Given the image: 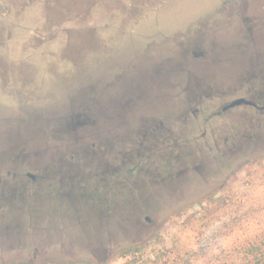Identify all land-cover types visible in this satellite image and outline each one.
I'll use <instances>...</instances> for the list:
<instances>
[{
  "label": "water",
  "instance_id": "1",
  "mask_svg": "<svg viewBox=\"0 0 264 264\" xmlns=\"http://www.w3.org/2000/svg\"><path fill=\"white\" fill-rule=\"evenodd\" d=\"M262 1L226 0L220 7H212L214 9H210L209 13L205 14L208 10L194 14L192 21L171 29H165L163 25L151 27V17L157 20L160 16L156 11L168 5H159L157 10L143 8L129 12L116 8L114 14H111L110 8L102 7L100 13L69 12L63 20L60 15H52L53 19L56 18L54 25L60 26L58 32L53 31L49 23L43 22L42 13L35 7L27 11L25 19H22L23 16L17 19L15 15L6 20L0 27V169L20 165L47 168L55 162L65 163L64 158L68 154L90 152L92 143L112 145L146 134L152 127L175 117L177 113H183L189 100H198L212 92L262 77ZM256 3H260L261 9H255ZM69 9L75 11L71 6ZM101 14L110 18L108 23L112 29L104 35L98 29V18H103ZM219 27L233 28L234 40L231 44L215 45L214 36L210 35L214 28ZM129 29H132L131 32ZM202 31L207 32L206 39L200 36ZM44 33L47 35L44 36ZM85 37L96 44L91 50H83L82 59L73 61L68 47L73 43L81 44ZM125 48L128 52H124ZM176 51H180V55L173 57ZM126 54L132 61H153L149 64L153 73L162 67L167 71L162 72L164 76H159L161 82H156L155 88L147 86L146 92L151 94L145 97L141 94L143 104L149 101L155 106L145 117L139 113L132 127L127 122L134 115V101L132 106L128 103L126 107L120 105L123 101L117 109L106 112L99 106V90L105 85L103 76L111 66L109 63ZM242 58H245V65L241 64L236 71H227L229 64L240 65ZM254 59L257 61L254 62ZM165 60L170 63L158 64ZM89 65L94 66L93 72L88 69ZM145 66L139 61L131 69L138 68L137 75H140V69ZM218 66L224 67L221 69ZM215 68L221 72L215 71ZM222 73L226 77H222ZM230 73L235 75L230 78ZM149 80L150 77L146 81ZM109 85L110 81H107ZM136 86L142 85L122 83L124 89ZM102 124L104 127H101ZM39 145L44 147L39 148ZM147 201L146 198L145 211ZM86 208L96 212L94 206L86 205ZM39 211L38 206L33 208L30 219L26 211L11 208L4 215L5 219H0V244L4 246L0 250V262L10 257H26L36 263L38 249L34 247L29 251L26 246L35 242L36 238L49 239L53 234V225L65 227L64 231L69 229L62 223L67 224L68 217L59 214L58 210L49 213ZM138 213L141 215L142 212ZM139 215L133 217L138 218ZM133 217L124 218L132 220ZM94 218L100 225L104 223L99 214L95 213ZM43 220L47 222L43 223ZM22 224L32 225L24 231ZM47 250L54 252L53 247Z\"/></svg>",
  "mask_w": 264,
  "mask_h": 264
},
{
  "label": "rangeland",
  "instance_id": "2",
  "mask_svg": "<svg viewBox=\"0 0 264 264\" xmlns=\"http://www.w3.org/2000/svg\"><path fill=\"white\" fill-rule=\"evenodd\" d=\"M223 1L226 0H0V27L6 20L8 21V19L16 16L17 19L21 16H23L22 19H25L27 11L32 7L38 9L43 18L51 15L45 18L46 21L43 18L42 20L44 23H49L53 31L58 32L60 26L54 25L56 18L53 19L52 15H60L61 20H63L66 17L64 15L69 12L100 13L102 7L110 8L112 10L111 14H114L116 8H122L129 12L133 9L142 10L143 8L157 10L159 5L160 7L168 5L166 8L156 11V14L160 16L157 20L155 17H151V27L163 25L165 29H171L192 21L194 14L208 10L205 14L209 13L214 8L220 7ZM68 3L75 11L69 9ZM262 3L264 5V1ZM259 5L260 3L255 7L256 10L261 9ZM212 7L214 8L211 9ZM101 16L103 18H98V29L102 33L104 32V35L105 32H110L112 29L108 23L110 18L104 14H101ZM61 25L63 24L61 23ZM131 30L129 29L130 32ZM232 31H234L232 27L231 29H228V27L226 29L224 27L214 28L210 36H214L216 46L222 43L231 44L234 40ZM206 33L202 31L200 36L206 39L208 36ZM190 34L193 37L196 36L194 33ZM43 35L46 36L47 34L44 33ZM259 41H261V37ZM95 44L89 37H85L81 44H70L68 51L72 56V60L79 61L82 59L83 50H91ZM258 46H261V44ZM125 49H123L124 52H128V48ZM179 55L180 51H176L173 57ZM177 60L180 61V59ZM139 61H142L146 66L140 69L142 73L137 75L138 68L131 69V66ZM243 61H245V58L241 59L240 65L229 64L227 71H236L241 67V64L245 65ZM255 61L257 60L254 59ZM152 63L154 62L148 59L132 61L129 54L111 61L109 63L111 66L107 68L103 76L105 85L99 90L101 96L99 99L101 105L99 106L101 109L105 112L106 110H115L119 103L123 101L120 104L121 106L126 107L128 103L132 106L134 101L135 104H133L132 109L135 112L127 125L134 126L139 113H143V117H145L155 105L154 103L150 104L149 101H144L143 104L141 94H144V97L151 94L149 91L146 92L147 86L151 85V89L155 88L156 82H161L159 76H164L162 72H167L162 67L160 71L153 73L154 70L149 67V64ZM168 63L170 61L165 60L158 64ZM89 66L88 69L91 68L90 70L93 72L94 66ZM223 67L218 66L221 69ZM218 68H215V71L221 72ZM134 71L135 73H132ZM234 75L230 73L229 77L231 78ZM89 76L93 77V75ZM223 76L226 77L225 73H222ZM148 77L151 80L146 81ZM107 81H110L109 86H107ZM127 82L142 86H136L134 89H124L122 83ZM70 88L72 89V86ZM137 94L138 98L136 99ZM210 94H207V96ZM222 98L226 99L227 96L223 95ZM202 99H206V96L200 97L198 102ZM208 101L209 99H206L200 105H205ZM201 106L198 107L200 108L198 118H193L188 115L187 111H184L164 121L169 122L176 119L172 121L175 122V125L165 126L170 128L173 136L188 137L189 132H192L190 130L191 126H187L189 123L183 122L182 118L187 116L186 121H201L205 116V112L201 111ZM102 115L104 116V112ZM135 115L136 118H134ZM236 117H227L226 124L239 128L240 123L243 121ZM215 121H219V119ZM103 122L106 125L105 120ZM101 127H104L103 124ZM192 129L194 128L192 127ZM208 131L210 132V130ZM229 134L226 127L218 129L215 133L220 150L215 149L216 157L200 153L196 155L193 175L199 178L193 181L191 186L183 189V197L178 196V200L183 198L181 206L168 208L165 200L170 195H176L173 192L174 188L178 186L177 182L176 185L168 182L166 185H172V189H168L167 192L157 190L153 195L151 194L146 202V211L152 212L150 215L154 219V224L150 226L144 224L142 213L139 215L137 211L131 217L139 215L138 218L133 217L132 220H126L124 217H120L109 223H106L102 218L104 223L100 225L95 221L94 216L95 213L101 216V213L98 210L96 212L91 211L85 206L81 212L84 217L78 220L79 224L68 218L69 220L66 222L69 229L63 232L61 231L62 226L53 225V234L49 239L36 238L35 242H31L30 245L26 246L29 251H32L34 247L38 249L36 263L28 261L26 257L23 259L10 257L4 262H0V264H231L227 255L234 250V246L248 237L259 235L264 228V125L248 133L252 135V140L242 139L240 143H237L222 139ZM138 146L136 143H125L122 146L113 145V150L106 154L105 159L109 161L111 156L119 155L118 157H122V153H129L131 149ZM43 147L39 145V148ZM239 148L243 150L242 153H245L244 156H230L229 150ZM222 153H225V158H230L226 159L228 163L225 166H221L223 162L220 158H217ZM95 178L92 177V179ZM57 203L56 201H50L45 209L49 212L54 209L59 212L63 209L66 210L68 206L66 202L59 205ZM70 206L72 207V205ZM157 211L160 213H156ZM230 222L239 223V225L231 232H227L228 227L223 225ZM214 232L217 233L216 237H213L215 238L213 241L215 251L212 255L205 256L195 262L192 251L196 249L198 240L210 237ZM224 233L228 234L227 237L223 236ZM3 247L0 244V250ZM52 247L54 252H48L47 248Z\"/></svg>",
  "mask_w": 264,
  "mask_h": 264
},
{
  "label": "flooded vegetation",
  "instance_id": "3",
  "mask_svg": "<svg viewBox=\"0 0 264 264\" xmlns=\"http://www.w3.org/2000/svg\"><path fill=\"white\" fill-rule=\"evenodd\" d=\"M263 77L264 74L242 85L212 92L206 95L209 101L202 106L200 104L206 99L199 102V99L189 100L183 110L193 118H198V107L201 106L205 116L199 122L186 121L187 116L182 118L183 122L189 123L187 126H191L192 132H189L188 137L180 138L171 134L170 128L165 125H175L172 121L176 119H173L169 121L171 123L164 122L152 127L146 134L112 145L92 143L90 152L68 154L64 158L65 163L55 162L47 168L34 169L28 165H20L0 169V219H5L4 215L11 208L26 211V216L31 219L33 208L38 206L39 213H49L45 209L48 202L65 201L68 206L59 214H64L76 224L84 217L81 212L86 205L94 206L106 223L132 216L137 209L142 212L144 224H154L150 215L152 212L143 210L144 200L157 190L167 192L172 189V185H166L168 182L174 185L177 182L178 186L173 192L176 195H170L165 200L168 208L181 206L183 198L178 200V196L183 197V189L199 178L193 175L196 155L200 153L216 157L215 149L220 151L215 137L218 129L226 127L230 133L221 137L223 140L240 143L242 139L252 140V135L248 133L264 125ZM223 95L227 98H222ZM230 116H237L243 121L239 128L226 124V118ZM217 119L219 121H215ZM125 143H136L139 146L129 153H122V157L118 155L111 156L109 161L105 159L106 154L113 150V145L122 146ZM242 152L241 148L229 150L233 157L244 156L245 153ZM217 158L223 162L221 166L227 165L226 161L230 159L225 158V153ZM62 223L67 225L64 221ZM31 225L21 226L27 231V227ZM43 227L46 229V226Z\"/></svg>",
  "mask_w": 264,
  "mask_h": 264
},
{
  "label": "trees",
  "instance_id": "4",
  "mask_svg": "<svg viewBox=\"0 0 264 264\" xmlns=\"http://www.w3.org/2000/svg\"><path fill=\"white\" fill-rule=\"evenodd\" d=\"M238 225L239 223L236 224L230 222L224 224L223 226L228 227L227 232H231ZM216 235L217 233L214 232L210 237L198 240L196 249L192 251V256H194L195 262L205 256L212 255L215 251L213 243L215 238L213 237H216ZM227 235L228 234L224 233L223 236L227 237ZM240 252L242 253L241 255L239 254ZM227 258L231 264H264V228L261 230L259 235H254L238 242L237 245L234 246V250L227 255Z\"/></svg>",
  "mask_w": 264,
  "mask_h": 264
}]
</instances>
